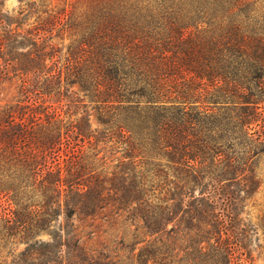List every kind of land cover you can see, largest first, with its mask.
Returning a JSON list of instances; mask_svg holds the SVG:
<instances>
[{
    "label": "trees",
    "instance_id": "trees-1",
    "mask_svg": "<svg viewBox=\"0 0 264 264\" xmlns=\"http://www.w3.org/2000/svg\"><path fill=\"white\" fill-rule=\"evenodd\" d=\"M3 2L0 264H250L264 0Z\"/></svg>",
    "mask_w": 264,
    "mask_h": 264
},
{
    "label": "rangeland",
    "instance_id": "rangeland-1",
    "mask_svg": "<svg viewBox=\"0 0 264 264\" xmlns=\"http://www.w3.org/2000/svg\"><path fill=\"white\" fill-rule=\"evenodd\" d=\"M25 1H33V0H25ZM37 3L48 4L53 9L61 8L64 5V1L69 0H34ZM21 6L19 0H4L3 2V10L8 12H16L18 7ZM62 41L59 39H54L53 43L58 45ZM69 42L68 39H64L63 44L66 45ZM17 98L15 92V86L4 85L0 90V105L5 103H10ZM90 123L92 127H95V121L93 116L90 117ZM259 127H256L258 130ZM107 156V154H106ZM112 159V157H110ZM257 175L260 179V186L257 189L256 193L252 196V198L248 201L247 206L245 207V212L248 214V218L252 224L256 226L255 238L257 239L258 246L253 249L252 257L253 260L250 264H264V157L261 159L258 164ZM110 221V220H109ZM98 227L95 229L94 227H83L84 232L93 231L94 233L89 236L88 240L86 237H83V241L85 245L91 249L100 250L104 248L108 250L111 255L114 252L117 254H122L119 249L116 247V242L118 238L122 235V232L125 231L122 222L117 221V225L110 226L109 222H98L95 221ZM77 224V223H76ZM81 229V227H80ZM83 235V234H82ZM46 236H43L45 238ZM15 252L20 251L23 248V245L16 244L12 247Z\"/></svg>",
    "mask_w": 264,
    "mask_h": 264
}]
</instances>
